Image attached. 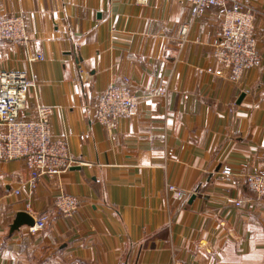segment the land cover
I'll list each match as a JSON object with an SVG mask.
<instances>
[{
    "label": "crops",
    "instance_id": "crops-1",
    "mask_svg": "<svg viewBox=\"0 0 264 264\" xmlns=\"http://www.w3.org/2000/svg\"><path fill=\"white\" fill-rule=\"evenodd\" d=\"M243 1L256 12L261 64L231 82L213 72L217 7L193 17L189 0H0V15L23 14L30 37L0 41V71L33 77L24 114L52 106L51 134L79 162L29 188L22 160H0V264H264V198L244 183L264 168V0ZM36 52L43 59L29 61ZM109 83L136 96L135 116L111 133L94 117ZM61 193L80 198L68 217L53 208ZM27 202L47 215L44 228L10 231Z\"/></svg>",
    "mask_w": 264,
    "mask_h": 264
},
{
    "label": "built area",
    "instance_id": "built-area-1",
    "mask_svg": "<svg viewBox=\"0 0 264 264\" xmlns=\"http://www.w3.org/2000/svg\"><path fill=\"white\" fill-rule=\"evenodd\" d=\"M143 3L146 0H135ZM193 17L201 15L208 7H217L220 12V37L213 45L211 55L218 65L215 74L238 82L242 74L261 64V55L255 34V10L243 0H189ZM189 23L182 25L177 43L180 50L187 38ZM8 40L27 46L30 37L23 14L0 15V41ZM43 54L36 52L29 61L41 60ZM126 80V79H125ZM35 86L33 77L26 71L6 69L0 71V160H22L28 172L23 184L34 188L42 177L54 178L73 167L77 162L69 148L65 135L53 137L50 129L52 106L36 103L32 116L23 112L28 92ZM166 87L161 85L157 94L164 97ZM136 114V96L128 85L109 83L98 95L95 104V120L111 133L121 117ZM233 170L228 165L219 168V176L225 181H233ZM244 183L254 196L264 198V168L247 173ZM20 187L13 193L17 194ZM173 200L183 198L185 192L174 184H166ZM241 199L234 202L240 205ZM80 198L76 195L61 193L53 208L61 217H68L78 208ZM26 212L33 218L27 225L30 233L42 230L47 215L34 214L26 203ZM171 264H182L173 257Z\"/></svg>",
    "mask_w": 264,
    "mask_h": 264
},
{
    "label": "water",
    "instance_id": "water-1",
    "mask_svg": "<svg viewBox=\"0 0 264 264\" xmlns=\"http://www.w3.org/2000/svg\"><path fill=\"white\" fill-rule=\"evenodd\" d=\"M193 197L194 196L192 195L191 199ZM32 223H33V218L27 212L19 211L16 213V216L10 225V231L17 229L21 225H31Z\"/></svg>",
    "mask_w": 264,
    "mask_h": 264
}]
</instances>
